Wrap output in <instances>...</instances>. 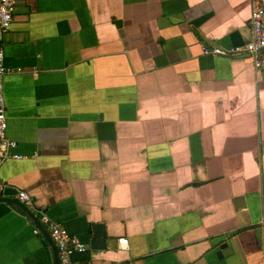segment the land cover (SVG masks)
<instances>
[{
  "label": "crops",
  "instance_id": "1",
  "mask_svg": "<svg viewBox=\"0 0 264 264\" xmlns=\"http://www.w3.org/2000/svg\"><path fill=\"white\" fill-rule=\"evenodd\" d=\"M250 9L16 0L3 51L21 71L3 87L24 158L0 180L85 244L77 264H264V70L200 48L243 46ZM10 198L0 264H54L46 227Z\"/></svg>",
  "mask_w": 264,
  "mask_h": 264
},
{
  "label": "built area",
  "instance_id": "2",
  "mask_svg": "<svg viewBox=\"0 0 264 264\" xmlns=\"http://www.w3.org/2000/svg\"><path fill=\"white\" fill-rule=\"evenodd\" d=\"M16 8V0H0V168L7 159H22L24 156L15 152L17 142L7 137V106L4 96L3 80L8 74L18 73L5 62L3 51V39L9 30L13 14ZM249 30L251 38L243 46L224 48L221 46H207L200 43L201 52L204 55L238 56L247 54L256 69L264 70V8L259 0H251L249 16ZM7 185L0 180V196L3 195ZM17 198L26 206H33L30 196L24 191H17ZM40 223L46 227L52 242L56 246L59 264H77L73 255L85 250V244L75 235L69 233L64 227L53 221L43 210L38 211ZM37 233L36 228L33 229ZM118 244L121 249L127 248V239L119 238Z\"/></svg>",
  "mask_w": 264,
  "mask_h": 264
},
{
  "label": "water",
  "instance_id": "3",
  "mask_svg": "<svg viewBox=\"0 0 264 264\" xmlns=\"http://www.w3.org/2000/svg\"><path fill=\"white\" fill-rule=\"evenodd\" d=\"M13 193H17L15 190H12L11 188H9L8 186L6 187L4 193L2 196H0V201H3V202H9L11 203L14 199H11L10 196L11 194ZM18 203L16 204V207L18 208V206H21L23 208V212L24 214L29 218V219H32L34 224H38L39 228L42 230L44 229L42 224L40 223V221L38 220L37 216L34 215V213L25 207V205L20 202L18 199L16 200ZM47 235H48V238L50 239L51 243H52V246H53V250H54V254H55V257H54V264H59L58 263V258H57V250H56V246L55 244L52 242L48 232H47Z\"/></svg>",
  "mask_w": 264,
  "mask_h": 264
}]
</instances>
